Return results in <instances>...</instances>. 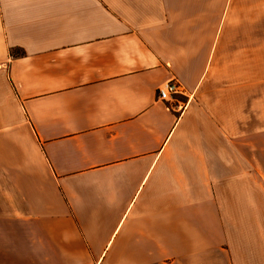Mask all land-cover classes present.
Wrapping results in <instances>:
<instances>
[{"label":"crops","instance_id":"1","mask_svg":"<svg viewBox=\"0 0 264 264\" xmlns=\"http://www.w3.org/2000/svg\"><path fill=\"white\" fill-rule=\"evenodd\" d=\"M0 264H264V0H0Z\"/></svg>","mask_w":264,"mask_h":264},{"label":"built area","instance_id":"2","mask_svg":"<svg viewBox=\"0 0 264 264\" xmlns=\"http://www.w3.org/2000/svg\"><path fill=\"white\" fill-rule=\"evenodd\" d=\"M182 87L176 80H171L159 89V97L166 101H174L182 93Z\"/></svg>","mask_w":264,"mask_h":264},{"label":"rangeland","instance_id":"3","mask_svg":"<svg viewBox=\"0 0 264 264\" xmlns=\"http://www.w3.org/2000/svg\"><path fill=\"white\" fill-rule=\"evenodd\" d=\"M257 76V75H256ZM260 76V75H258ZM256 90V89H255ZM260 109V103L259 102H256L255 100V111L259 110ZM256 120V119H255Z\"/></svg>","mask_w":264,"mask_h":264}]
</instances>
